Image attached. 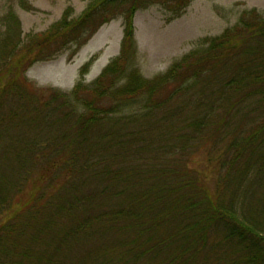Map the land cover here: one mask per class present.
<instances>
[{
	"label": "trees",
	"instance_id": "16d2710c",
	"mask_svg": "<svg viewBox=\"0 0 264 264\" xmlns=\"http://www.w3.org/2000/svg\"><path fill=\"white\" fill-rule=\"evenodd\" d=\"M191 1L89 0L26 35L9 1L0 264H264V13L244 12L152 79L133 65L136 12L159 5L170 21ZM120 15L121 50L95 81L67 92L27 77ZM201 152L212 184L192 164Z\"/></svg>",
	"mask_w": 264,
	"mask_h": 264
},
{
	"label": "rangeland",
	"instance_id": "374dc122",
	"mask_svg": "<svg viewBox=\"0 0 264 264\" xmlns=\"http://www.w3.org/2000/svg\"><path fill=\"white\" fill-rule=\"evenodd\" d=\"M9 1H12L26 35L46 30L61 17L67 6H71L74 16H78L89 0H25L32 10L23 7L22 0H0V16ZM252 9L264 13V0H192L184 14L170 21L159 5L138 10L134 17L137 53L133 65L144 77L152 79L194 49L198 40L222 34L239 22L244 12ZM123 29L120 15L103 24L73 57H70L71 49L66 50L52 60L36 62L26 75L40 87L67 92L80 80L92 83L119 54ZM204 154L195 155L192 164L212 184L214 166L206 164ZM5 217L3 215L0 221Z\"/></svg>",
	"mask_w": 264,
	"mask_h": 264
}]
</instances>
